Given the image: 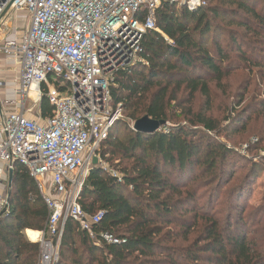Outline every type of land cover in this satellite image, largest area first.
<instances>
[{
	"label": "trees",
	"instance_id": "1",
	"mask_svg": "<svg viewBox=\"0 0 264 264\" xmlns=\"http://www.w3.org/2000/svg\"><path fill=\"white\" fill-rule=\"evenodd\" d=\"M203 1L210 4L194 10L162 2L155 14L156 30L142 41L141 61L114 76L112 105H121L123 120L101 143L105 149L99 148L98 157H114L119 175L99 164L90 168L77 201L85 214L101 212L102 219L93 228L94 239L75 221H66L59 246L62 262L264 264V234L248 233L243 219L249 177L229 190L223 221L191 209L197 192L187 184L200 180L211 187L210 196H218L224 177H232L234 151L210 137L217 130L213 120L197 116L191 123L185 118L172 122L170 115L179 94L188 92L192 97L199 92L208 98V82H220L234 68L221 44L223 36L226 47L236 50L237 62H253L240 38L244 34L263 37L264 0ZM52 111L43 96L40 118L50 117ZM144 116L166 125L150 135L135 133L125 122ZM122 133L126 134L119 138ZM47 219L36 182L16 165L8 209L0 216V264H39V244L27 241L24 232L45 231ZM188 220L196 221L191 228ZM171 227L185 234L194 232V240L175 246V239L167 237ZM101 233L112 235L118 244L101 241Z\"/></svg>",
	"mask_w": 264,
	"mask_h": 264
},
{
	"label": "built area",
	"instance_id": "2",
	"mask_svg": "<svg viewBox=\"0 0 264 264\" xmlns=\"http://www.w3.org/2000/svg\"><path fill=\"white\" fill-rule=\"evenodd\" d=\"M162 2L206 6L203 0H0V55L19 69L14 99L1 100L0 185L16 165L36 182L48 211L37 241L39 264L58 262L68 219L96 237L102 213L85 214L78 196L93 158L101 164L99 146L123 120L121 105H112L113 78L141 61L142 41L156 30ZM21 20L22 29L15 26ZM43 96L52 115L29 118ZM7 209L5 195L0 216ZM98 239L118 244L107 233Z\"/></svg>",
	"mask_w": 264,
	"mask_h": 264
},
{
	"label": "rangeland",
	"instance_id": "3",
	"mask_svg": "<svg viewBox=\"0 0 264 264\" xmlns=\"http://www.w3.org/2000/svg\"><path fill=\"white\" fill-rule=\"evenodd\" d=\"M205 3L206 5L210 4ZM23 17L24 15H21V18ZM23 25L22 20L15 24L21 29ZM256 38L257 36L249 34L241 36L240 43L244 45L242 49L252 56L251 61L253 62L240 64L237 62L236 50L226 47L227 37L223 36L221 44L228 55L229 62H233L234 68L220 82H208V98L199 92L193 94L192 97L188 92L179 94L178 102H176L177 107L170 115H172V122H181L185 118V121L191 123L190 121H195L197 116L213 120L217 130L209 134L210 137L234 151L232 177H224L218 196H210L211 187L207 188V184L201 183L200 180H196V182L194 180L193 184H187L188 189L197 192L191 209H195L197 213H206L207 218L214 216L219 221H223L228 209L225 206V200L229 190L243 178L249 177L245 183L247 186H245V199L242 204L243 219H246L247 223L245 230L259 236L264 234L261 231L262 226L264 227V215H258L264 209V35L261 39ZM245 44L256 48L250 50ZM30 98L35 99V95H30ZM38 110L39 103L29 114L30 117H38ZM228 120L231 122H227ZM125 122L128 126L132 123ZM125 134L122 133L119 138ZM100 149H105V146ZM100 161V167L109 173L119 175L118 171L114 169L118 166V161L114 157L105 155L101 157ZM5 195H7V184H1L0 197ZM195 222L188 220L189 228ZM197 223L203 224V221ZM171 229L167 237L170 241L174 238V245L177 247L191 244L196 235L194 232L185 234L177 227H171ZM25 239L28 241L26 236ZM171 244L172 242L168 245ZM60 261L62 262V259L59 256L56 264H59ZM62 263L69 264V261L65 260Z\"/></svg>",
	"mask_w": 264,
	"mask_h": 264
},
{
	"label": "crops",
	"instance_id": "4",
	"mask_svg": "<svg viewBox=\"0 0 264 264\" xmlns=\"http://www.w3.org/2000/svg\"><path fill=\"white\" fill-rule=\"evenodd\" d=\"M18 76H19V69L16 66H13L9 61L5 60L0 55V82L4 83V88L0 91V107H1V100L3 101V99L4 100H13L14 99V89L16 86ZM6 88H8V89H6ZM30 95L33 96V93H31ZM17 106H19V104ZM27 107H29V108L32 107V102L30 100L27 101ZM28 117L32 118V119L40 118V116H38V117H36V116L32 117L31 116L30 117L29 114H28ZM26 231H30V230H26ZM37 233H39V232H37ZM29 242H31V241H29Z\"/></svg>",
	"mask_w": 264,
	"mask_h": 264
},
{
	"label": "water",
	"instance_id": "5",
	"mask_svg": "<svg viewBox=\"0 0 264 264\" xmlns=\"http://www.w3.org/2000/svg\"><path fill=\"white\" fill-rule=\"evenodd\" d=\"M165 125H166V122L164 121H154V120H151L148 116H144L133 123L132 130L135 133L154 135L158 133ZM97 165H98V159L93 158L92 166L95 167ZM12 177H13V173L12 171H9L8 183H7V202H8V197H9L10 189L12 185Z\"/></svg>",
	"mask_w": 264,
	"mask_h": 264
},
{
	"label": "bare ground",
	"instance_id": "6",
	"mask_svg": "<svg viewBox=\"0 0 264 264\" xmlns=\"http://www.w3.org/2000/svg\"><path fill=\"white\" fill-rule=\"evenodd\" d=\"M33 93L35 95L34 90L32 89L30 94ZM25 235L28 238L29 241L35 243L39 240L40 238V233L33 232V231H25Z\"/></svg>",
	"mask_w": 264,
	"mask_h": 264
}]
</instances>
